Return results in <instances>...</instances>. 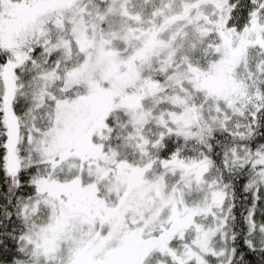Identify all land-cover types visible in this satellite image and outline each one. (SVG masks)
<instances>
[{
  "label": "snow or ice",
  "instance_id": "6c2138e0",
  "mask_svg": "<svg viewBox=\"0 0 264 264\" xmlns=\"http://www.w3.org/2000/svg\"><path fill=\"white\" fill-rule=\"evenodd\" d=\"M0 264H264V0H0Z\"/></svg>",
  "mask_w": 264,
  "mask_h": 264
}]
</instances>
